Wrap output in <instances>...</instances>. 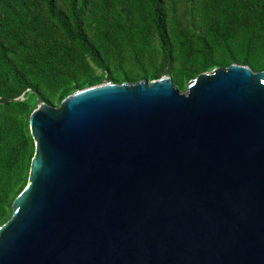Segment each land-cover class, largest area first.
<instances>
[{
	"label": "water",
	"instance_id": "obj_1",
	"mask_svg": "<svg viewBox=\"0 0 264 264\" xmlns=\"http://www.w3.org/2000/svg\"><path fill=\"white\" fill-rule=\"evenodd\" d=\"M0 264H264V69L37 95Z\"/></svg>",
	"mask_w": 264,
	"mask_h": 264
},
{
	"label": "trees",
	"instance_id": "obj_2",
	"mask_svg": "<svg viewBox=\"0 0 264 264\" xmlns=\"http://www.w3.org/2000/svg\"><path fill=\"white\" fill-rule=\"evenodd\" d=\"M235 62L264 69V0H0V226L29 180L38 94L165 69L184 88Z\"/></svg>",
	"mask_w": 264,
	"mask_h": 264
},
{
	"label": "rangeland",
	"instance_id": "obj_3",
	"mask_svg": "<svg viewBox=\"0 0 264 264\" xmlns=\"http://www.w3.org/2000/svg\"><path fill=\"white\" fill-rule=\"evenodd\" d=\"M216 67H217V66H216ZM216 67H213V68H211V69H209V70H207V71H212V70H213L214 68H216ZM165 70H167V69H165ZM165 70H164V71H165ZM167 71H168V70H167ZM96 72H97V74H101L102 70H101L100 68H97V71H96ZM149 73H150V71H149ZM161 76H163V74H162ZM161 76H160V77H161ZM168 76H172V77L174 76V77H175V75H174V74L172 75V73H168ZM107 78H108V77L105 76L104 79H103L100 83H102V82H106V81H107ZM176 78H177V77H176ZM143 79H145V78H143ZM143 79H141V80H143ZM146 79L151 80V78H146ZM193 79H194V78H193ZM193 79H190L189 81H187L186 84H185V87H184V88L181 87V81H180L179 79H175V80H174V83H175L176 86L179 87V89H181V90H186L187 87H188V85L192 82ZM141 80H140V81H141ZM92 85H93V84H92ZM87 86H90V85H87ZM87 86H84V87H87ZM82 88H83V87H82ZM76 90H77V89H76ZM73 92H74V91H73ZM62 100H63V99H62ZM62 100H60V101H56L53 105H55V106H57V107L60 106ZM37 106H38V103H37L36 107H37ZM36 107H35V108H36Z\"/></svg>",
	"mask_w": 264,
	"mask_h": 264
}]
</instances>
